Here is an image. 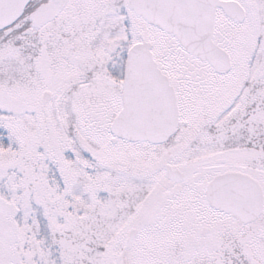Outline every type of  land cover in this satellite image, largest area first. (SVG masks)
I'll use <instances>...</instances> for the list:
<instances>
[{"label": "snow or ice", "instance_id": "1", "mask_svg": "<svg viewBox=\"0 0 264 264\" xmlns=\"http://www.w3.org/2000/svg\"><path fill=\"white\" fill-rule=\"evenodd\" d=\"M0 264H264V0H0Z\"/></svg>", "mask_w": 264, "mask_h": 264}]
</instances>
